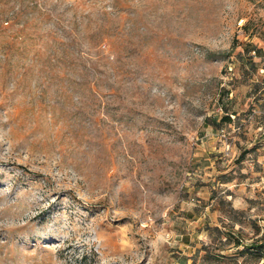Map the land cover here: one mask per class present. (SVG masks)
I'll return each instance as SVG.
<instances>
[{
  "label": "rangeland",
  "instance_id": "obj_1",
  "mask_svg": "<svg viewBox=\"0 0 264 264\" xmlns=\"http://www.w3.org/2000/svg\"><path fill=\"white\" fill-rule=\"evenodd\" d=\"M219 198L249 243L264 0H0V264H256Z\"/></svg>",
  "mask_w": 264,
  "mask_h": 264
},
{
  "label": "trees",
  "instance_id": "obj_2",
  "mask_svg": "<svg viewBox=\"0 0 264 264\" xmlns=\"http://www.w3.org/2000/svg\"><path fill=\"white\" fill-rule=\"evenodd\" d=\"M261 52L260 48L252 43L245 44V56L249 57L252 62V53L258 56ZM254 65V64H253ZM206 121L214 123V125H220L221 122H231V117L227 114L220 118L217 122L216 119L212 120L208 118ZM245 152L241 153L238 157V162L244 160ZM226 181V180H225ZM211 199H217L215 195L211 196ZM218 204L221 206L228 205L230 208L225 211L221 208V213L225 214L223 218H220V226L209 227L207 229L209 233L217 236L219 244L221 247L232 246L234 248L233 257H244L248 256L252 258L256 264H264V226H260L258 223L253 222L252 227L254 228V236L249 243L244 242L243 232L239 228L236 230V226H241L243 224L242 216L244 212L242 210H237L231 206L230 202H227L223 198H219ZM222 249L215 254L211 255V259H222L225 254H222ZM207 259H210L208 255H205Z\"/></svg>",
  "mask_w": 264,
  "mask_h": 264
}]
</instances>
